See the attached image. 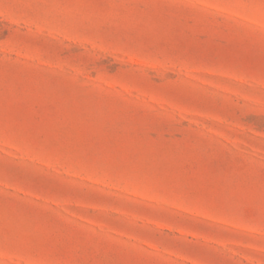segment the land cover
Segmentation results:
<instances>
[{"label": "rangeland", "instance_id": "374dc122", "mask_svg": "<svg viewBox=\"0 0 264 264\" xmlns=\"http://www.w3.org/2000/svg\"><path fill=\"white\" fill-rule=\"evenodd\" d=\"M0 264H264V0H0Z\"/></svg>", "mask_w": 264, "mask_h": 264}]
</instances>
